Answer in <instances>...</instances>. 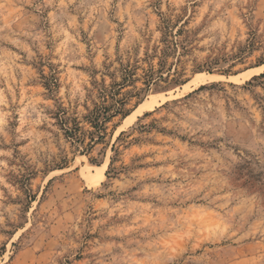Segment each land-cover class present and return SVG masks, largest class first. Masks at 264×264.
<instances>
[{"label":"rangeland","instance_id":"obj_1","mask_svg":"<svg viewBox=\"0 0 264 264\" xmlns=\"http://www.w3.org/2000/svg\"><path fill=\"white\" fill-rule=\"evenodd\" d=\"M261 65L264 0H0V264H264Z\"/></svg>","mask_w":264,"mask_h":264},{"label":"trees","instance_id":"obj_2","mask_svg":"<svg viewBox=\"0 0 264 264\" xmlns=\"http://www.w3.org/2000/svg\"><path fill=\"white\" fill-rule=\"evenodd\" d=\"M126 112L125 101L116 98L115 95L109 91L108 87L102 85L97 89V101L94 102L93 108L84 115L85 121L92 126L93 130H84L75 118H70L65 115V113L63 116L59 117V121L66 135L72 137L76 141L83 143L84 139L89 137L90 142L85 145V147H87L94 141L93 137L95 135L101 138L99 132L105 133L107 122L116 115L124 117Z\"/></svg>","mask_w":264,"mask_h":264},{"label":"bare ground","instance_id":"obj_3","mask_svg":"<svg viewBox=\"0 0 264 264\" xmlns=\"http://www.w3.org/2000/svg\"><path fill=\"white\" fill-rule=\"evenodd\" d=\"M263 67H264V65H261L259 67L250 68V69H248V70L240 73L239 75H242V76L247 77L249 75H252L254 73H257V72L261 71V69ZM201 75H212V74H204V73H201ZM233 77L236 78V77H238V75L237 76H233ZM103 178H104V173L103 172H100L99 175H98V177H97V182L99 183L100 181H102Z\"/></svg>","mask_w":264,"mask_h":264}]
</instances>
